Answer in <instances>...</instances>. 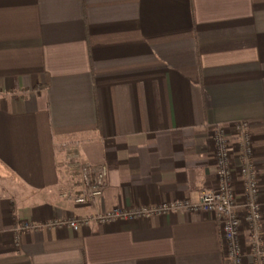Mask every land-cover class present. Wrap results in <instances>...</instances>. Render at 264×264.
Instances as JSON below:
<instances>
[{
    "label": "crops",
    "instance_id": "crops-1",
    "mask_svg": "<svg viewBox=\"0 0 264 264\" xmlns=\"http://www.w3.org/2000/svg\"><path fill=\"white\" fill-rule=\"evenodd\" d=\"M240 122L264 213V0H0V264H230L204 212L66 221L198 202ZM87 163L107 183L76 204Z\"/></svg>",
    "mask_w": 264,
    "mask_h": 264
},
{
    "label": "built area",
    "instance_id": "built-area-1",
    "mask_svg": "<svg viewBox=\"0 0 264 264\" xmlns=\"http://www.w3.org/2000/svg\"><path fill=\"white\" fill-rule=\"evenodd\" d=\"M236 138L229 137L225 128L216 127L212 133V145L218 186L203 187L200 200L176 199L153 206L116 207L92 217H70L66 223L73 229L80 225H89L91 221L106 224L113 220H136L152 217L154 214H168L176 210L186 212H204L220 220L223 249L230 264H247L253 256L255 264H263L264 243L260 233V221L263 219L261 181L253 162L254 146L248 123L234 125ZM72 158H78L73 154ZM238 161V163H236ZM108 166L105 163L84 164L81 168V186L79 193L66 191L63 197L76 204H87L99 197L106 186ZM243 181V189L237 192L235 179ZM241 201V203H240ZM51 224H62L54 221ZM38 225L25 222L19 229H31ZM244 226L248 240L244 242L241 230Z\"/></svg>",
    "mask_w": 264,
    "mask_h": 264
},
{
    "label": "rangeland",
    "instance_id": "rangeland-1",
    "mask_svg": "<svg viewBox=\"0 0 264 264\" xmlns=\"http://www.w3.org/2000/svg\"><path fill=\"white\" fill-rule=\"evenodd\" d=\"M217 186H218V181H217ZM213 188H216V187H213ZM237 192H238V190H237ZM261 198H262V193H261Z\"/></svg>",
    "mask_w": 264,
    "mask_h": 264
}]
</instances>
